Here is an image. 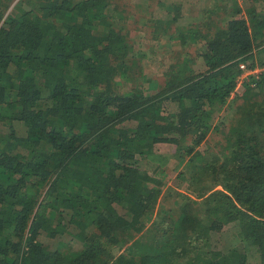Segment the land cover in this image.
Returning <instances> with one entry per match:
<instances>
[{"label": "trees", "instance_id": "1", "mask_svg": "<svg viewBox=\"0 0 264 264\" xmlns=\"http://www.w3.org/2000/svg\"><path fill=\"white\" fill-rule=\"evenodd\" d=\"M231 1L223 19H210L213 6L196 29L169 36L200 45L205 70L172 63L151 92L154 84L133 73L135 53L112 24L108 0H18L10 10L13 0H0V264H249L236 248L211 249L207 233L228 223L256 251L250 264H264V91L254 107L247 103L253 124L239 120L225 135L228 154L197 151L239 63L252 62L254 37L264 43V13L243 17ZM255 3L264 0L246 1ZM130 74L147 94L135 81L116 88L114 79ZM156 144L174 147L178 162L188 157L183 171L199 200L186 204L197 206L202 225L193 231L200 216L184 213L182 231L172 224L144 242L159 227H147L159 179L142 168ZM40 234L70 236L79 248L46 250Z\"/></svg>", "mask_w": 264, "mask_h": 264}, {"label": "rangeland", "instance_id": "2", "mask_svg": "<svg viewBox=\"0 0 264 264\" xmlns=\"http://www.w3.org/2000/svg\"><path fill=\"white\" fill-rule=\"evenodd\" d=\"M18 0H13L11 6ZM72 3L80 0H69ZM237 4L239 14L244 17L246 10L253 9L255 12L264 13V5L254 4L252 7L246 5L248 0H234ZM110 6L108 13L113 17L112 24L116 29L123 30V34L127 36L128 43L132 47L136 61L133 63V73L142 74L143 77L150 81V85L154 84L153 92L156 85L161 86L163 82L162 74L166 71L167 67L172 63L185 62L189 68L194 72H203L205 66L201 59L198 58L199 46L194 43H188L183 46L180 45L179 39L170 40L169 36L176 30H188L190 28L196 29L199 14L205 10H211L216 6L215 14L210 15V19L218 21V17L224 18L223 15H229L232 10L231 0H108ZM225 8L222 12L220 8ZM252 11V10H251ZM177 19L174 23L167 25L168 20L173 17ZM224 23H218L223 25ZM216 25V24H215ZM217 25V26H218ZM200 31L205 32L202 28ZM213 33L215 27H211L208 32ZM181 33V32H179ZM178 33V34H179ZM177 34V35H178ZM255 48L253 49L251 59L254 64L250 68L246 62L244 66L247 71L252 72L248 74L239 73L235 77V85L230 96L226 100V104L220 109H211L212 126L215 128L212 132L208 133L206 139L197 146V151L204 152H221L225 151L228 154L227 148L223 146L224 137L233 124H237L239 120H246V123H252L254 119L258 118L256 115L253 118L247 116L248 106L247 103L255 106L256 102L251 100L256 98L260 100L264 91V43L261 44L263 38L258 36L254 37ZM258 46V47H257ZM127 61V59H126ZM260 63H262L260 65ZM240 64V63H239ZM140 69V70H137ZM137 70V72H136ZM254 70V71H253ZM131 72V71H130ZM136 76L130 74L127 79L115 78L114 82L117 83L116 88L124 91L127 87L133 86V81L142 88V84L136 79ZM139 79V78H138ZM143 83L144 93L147 94L149 89ZM43 103V101H42ZM42 103L40 106H42ZM242 108L245 118L239 114L238 109ZM171 106L167 111H174ZM239 126L242 123H238ZM16 135L22 136L24 126L20 123L16 125ZM187 144V143H186ZM188 157L183 158L178 162L175 157V148L166 144H156L153 147V154L143 162V169L152 178L159 179L160 195L157 204L151 213L147 227L152 229L154 226H159L153 231L145 232L138 239L146 242L149 238H156L163 228H169L172 224L179 231L183 230L179 226V218H182L184 213L189 216H195L197 206L193 202H197L196 198L189 186V178L187 171H183V165ZM219 182V179H215ZM215 190H222L218 185ZM185 197V198H183ZM191 200L187 205V201ZM200 216V215H199ZM199 219V218H198ZM198 228L193 224V231H200L202 225L201 216ZM187 231L189 228H186ZM70 236L63 235V237H55L54 239L47 238L44 234H40L38 241L46 248V250H56L63 253L67 250H76L79 248V243L75 239H70ZM209 244L212 250L217 252H228L231 248L244 253L247 263H256V251L253 248H244L237 239V224H225L217 232H208Z\"/></svg>", "mask_w": 264, "mask_h": 264}, {"label": "built area", "instance_id": "3", "mask_svg": "<svg viewBox=\"0 0 264 264\" xmlns=\"http://www.w3.org/2000/svg\"><path fill=\"white\" fill-rule=\"evenodd\" d=\"M238 68L241 71V73H245V72H247L248 74L252 73V72L247 71L246 68H245V66L243 64H239L238 65Z\"/></svg>", "mask_w": 264, "mask_h": 264}]
</instances>
